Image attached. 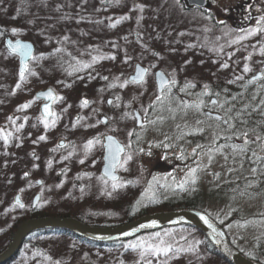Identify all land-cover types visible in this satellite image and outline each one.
<instances>
[{
    "label": "rangeland",
    "instance_id": "obj_1",
    "mask_svg": "<svg viewBox=\"0 0 264 264\" xmlns=\"http://www.w3.org/2000/svg\"><path fill=\"white\" fill-rule=\"evenodd\" d=\"M242 1L205 0L202 6L217 18L228 7L235 10ZM258 1L262 9L254 13L257 18L264 15V0ZM186 7L185 0H0V20L7 23V35L31 41L35 47L31 69L18 86V95L10 90L17 58L6 56L0 42V130L14 140L2 162L8 166L6 157L12 154L20 157L17 161H23L25 170L22 174L9 173L12 176L8 180L0 176L4 202L18 194L21 204L27 206L38 194L35 204L47 212L121 219L124 202H143L153 195L179 200L198 190L234 186L231 168L245 167L238 166L225 139L228 135L234 144L243 141L229 127L207 118L206 102L213 98L212 82L226 83L230 76L264 72V54L260 51L264 35L248 37L241 44L237 37L244 33L230 25L233 17L217 26L201 12L193 11V6ZM257 18L243 30L255 26ZM14 28L18 31L13 32ZM58 57L62 65L56 62ZM94 57L98 59L94 61ZM73 59L87 65L99 61L90 72L94 83L76 92L62 91V85L54 84L63 77L55 72L64 70ZM136 64L148 72L142 81L133 83L128 76ZM246 65L250 69L247 72ZM156 70L176 82L170 93L165 91L171 102L163 103L171 109L163 103L153 106L160 94L154 79ZM258 84L264 85V78ZM46 87L63 98L53 101L54 115L47 118V128L39 113L41 102L31 99ZM83 100L89 103L82 106ZM30 101L28 108H20ZM199 101H203L200 110L184 108L181 103ZM212 110L218 114V106ZM16 128L22 140L11 134ZM242 130L247 131L243 127L236 131ZM130 132L134 135L129 136ZM105 135L114 136L124 147L115 181L100 174ZM41 136L45 139L40 140ZM253 136L250 134L249 139ZM94 139L100 143L86 147ZM219 146L224 147L217 151ZM128 155L131 159H126ZM192 168L196 172L189 175ZM181 182L184 186L177 187ZM154 187L160 190L155 192ZM263 204L264 197L258 194L206 207L225 222L236 246L264 260V244L260 250L254 242L256 237L264 240V220L257 224L246 220L247 215L260 213ZM125 240L105 250L65 234L42 235L33 246H23L10 264H147L149 260L151 264H229L207 249L202 232L191 226L164 227ZM160 240L172 246L167 255H152L146 250L147 244ZM142 241L144 247H132Z\"/></svg>",
    "mask_w": 264,
    "mask_h": 264
},
{
    "label": "trees",
    "instance_id": "obj_2",
    "mask_svg": "<svg viewBox=\"0 0 264 264\" xmlns=\"http://www.w3.org/2000/svg\"><path fill=\"white\" fill-rule=\"evenodd\" d=\"M9 34L8 32V26L7 23L3 20H0V42L2 47V52L5 53L6 56L14 57L13 54H10L7 52L3 45V38L5 35ZM34 59V53L32 57L30 58L28 62V66L25 72V77L29 72V69H31V62ZM46 60L43 58L42 61ZM56 62L60 65H62V61L59 59V57L56 59ZM97 61L95 63V66L98 65ZM93 64L87 65V63L83 64V60H70L68 62V66L64 67V70L55 72L58 77L59 75H62V79H58V82H55V86L62 85V91H74L80 90L81 87L89 86L90 83H94V79L91 76L90 72L94 69L92 68L94 66ZM39 64V63H38ZM213 78L214 75L212 74ZM233 76V75H232ZM15 79L10 84V90L18 94V85L23 84V79L20 78V75L18 73H15ZM238 77H241V79H237ZM262 79V78H261ZM252 80L248 78L246 75H237L236 77H229L228 81L226 83L220 82L215 83L212 82L211 87L214 90L211 94V97L217 99L219 101L218 106V114L221 117H225V111L227 108H232L231 115L233 117L236 116L237 112H245V114L240 117L239 119H234L232 123L235 125V129H241L242 127L246 129L250 134H259L264 136V124L261 122L264 121V106L256 107V110H253V108L260 104L261 98H264V87L262 85L258 84L259 80L253 81L252 83H249V81ZM223 81V80H222ZM231 81V83H230ZM103 82V80L101 81ZM208 83V80H206ZM59 83V84H58ZM76 88V89H75ZM79 88V89H78ZM19 95V94H18ZM32 100L36 99L34 97L31 98ZM210 99V98H209ZM206 101V100H205ZM210 101V100H208ZM206 102V106H208ZM249 105L250 107L245 110L244 105ZM164 107L171 109L168 107V105H165L164 103L161 104ZM32 107V106H31ZM247 113H250L247 114ZM205 117H207V114H204ZM212 118V120L220 126H227L223 124L222 121H217L215 119L216 116H208L207 118ZM52 118V117H51ZM50 118V119H51ZM246 120L247 123L243 124L240 122V120ZM207 120V119H206ZM228 127V126H227ZM243 131V130H242ZM19 131L14 130L13 135L20 136ZM24 138H27L26 136H23ZM21 140L22 137L20 136ZM225 141L227 143L230 142V144H234V141L231 137L227 135ZM224 141V143H225ZM14 143V140L12 139L11 135H9V138L7 142L2 138H0V176H4L5 180H8L12 175H9V173L17 171L19 174H22L24 172L23 168V161L18 162L17 160L20 157L12 156V154H9L6 159L10 161V164L8 166H5L2 162L5 158L6 154L8 153L7 150L10 149L11 145ZM225 145V144H224ZM228 145V144H227ZM2 148V149H1ZM8 148V149H7ZM4 149V150H3ZM255 151H257L259 154L264 155V153L260 152V146L256 148H252ZM247 156H251V152H248L246 154ZM233 159L238 162L239 167H245V170H237L233 167L231 168V174L235 175L236 180L234 181L233 187L229 186L228 188L223 189L222 186L218 187H212L213 189L209 190H198L194 192L193 194L183 196L182 198H179V200H175V198H170L162 195H153L148 198H146L143 202H137V200L131 201V203L124 202V213L123 217L120 219H97V218H84L80 214L72 213V212H47L43 209H39V207L36 204L30 203L27 206L20 207L18 203L14 202V199L10 197L9 200L4 202L2 198L0 197V207L3 208V210H0V223L2 224L0 226V251L3 250L8 242L11 239V236L13 232L15 231L18 224L23 221L26 218L30 217H38V216H46V215H52V216H71L75 217L87 224L91 225H115L122 222H126L128 220L134 219L142 214L157 211V210H171L176 208H184V207H193L198 208L206 212L215 222L219 223L221 226L225 228V222L218 219L215 215H213L206 206H211L214 203H228L232 200L238 199V198H248L253 195L261 194V196L264 197V161L261 162L260 165L252 163L250 160L245 159L239 155L233 156ZM17 162V163H16ZM257 167L258 171L256 173L252 172V168ZM248 172H245L248 170ZM236 170L234 173L233 171ZM1 178V177H0ZM238 183L236 184V182ZM6 183V182H5ZM0 186L3 187L2 182L0 181ZM156 187V186H155ZM154 191L158 192L160 188H155ZM218 192L219 196L216 197V192ZM5 191L3 190V196L5 197ZM6 198V197H5ZM246 220L250 223H259L260 220H264V204L263 209L258 214H250L247 215ZM227 235L233 244V246L240 251L244 256L249 258L250 260H253L255 262H259L261 264H264V260L259 258L255 254H247L243 250H241L236 244L232 241L230 238L228 231L226 230ZM65 234L72 236L74 238H77L81 242L89 243L90 245H93L95 247H98L100 249H114V247L118 246V244L124 243L127 240H118V241H112V242H96L92 240L85 239L81 236H77L69 231L62 230V229H54V228H46V229H40L35 230L31 233H29L25 240L23 241L22 245L19 247L18 251L6 262L2 264H10L17 256H19V253L23 246L28 247L29 245L33 246L34 242L36 241V238H40L42 235H50V234ZM36 237V238H35ZM137 237V236H136ZM135 237V238H136ZM132 238V239H135ZM202 239L207 245V249H211L216 254H218L220 257H222L226 262L231 264L228 260H226L219 252H217L214 247L210 244V242L207 240V238L202 234ZM32 241V242H31ZM255 244L257 245V248L262 250V244H264V240L260 237H256L254 239Z\"/></svg>",
    "mask_w": 264,
    "mask_h": 264
},
{
    "label": "water",
    "instance_id": "obj_3",
    "mask_svg": "<svg viewBox=\"0 0 264 264\" xmlns=\"http://www.w3.org/2000/svg\"><path fill=\"white\" fill-rule=\"evenodd\" d=\"M185 2L187 6L200 7L205 4V0H185ZM10 40L13 42V44L15 43V41L19 40L24 44L30 45L31 55L34 51V45L31 41L24 40L19 37L13 39L10 38L9 36H6L4 38V46L6 47V49L10 53L16 55L18 58V72L20 73L22 58L19 55V53H13L11 51V48L8 44V41ZM137 66L144 68L140 64H136L133 73L128 76L129 80H132V77L136 75ZM159 73H163V72L161 70H156L154 75L157 91H160L161 89V77L160 75H158ZM254 76H259V73L257 72ZM164 79L167 80L165 74H164ZM49 89L53 90L51 87H46L44 89L35 92V96L39 99H42V103L40 104L39 109L43 117H44L43 105L45 103H49L51 110L53 101H49L47 100L46 97L40 96L39 94L46 93ZM53 94L56 96L54 90H53ZM137 114L138 112L135 111V116ZM136 123L137 125L140 124V118H139V122L137 120ZM109 136L112 137L115 143L119 144L121 148L124 149V147L112 135H105L103 137L104 153L102 156L103 163L100 168L101 169L100 174L109 180H113L112 177L115 176L117 179L118 175L115 172V167L117 164L115 165V167H113L112 162L108 158L109 149H108V141L106 138ZM113 148H115V144L113 145ZM122 152H120L119 154V159ZM38 197H39L38 194L34 196L32 200L33 204H35ZM17 198H19V195L15 194L14 200L17 201ZM21 203H22L21 200H19V204ZM202 216H204L209 220V222L213 225L215 232L213 231V228H210L208 224H206L204 220L201 219ZM180 225L191 226L202 232V234L207 238V240L214 247V249L217 252H219L231 264H260L244 256L240 251H238L232 245L223 226L215 222L203 210L193 207L176 208L171 210H157L142 214L134 219L115 225H91L71 216L46 215V216L26 218L18 224L7 246L0 251V264L9 260L16 253V251L18 250L19 246L21 245L25 237L29 233L35 230L46 229V228L62 229L88 240H92L96 242H112V241L129 239L140 233L157 230L164 227L180 226Z\"/></svg>",
    "mask_w": 264,
    "mask_h": 264
},
{
    "label": "snow or ice",
    "instance_id": "obj_4",
    "mask_svg": "<svg viewBox=\"0 0 264 264\" xmlns=\"http://www.w3.org/2000/svg\"><path fill=\"white\" fill-rule=\"evenodd\" d=\"M177 2L179 3V0H177ZM112 26H115V25H112ZM12 31L17 32L18 30L14 28V29H12ZM241 32H243L244 35L238 36L237 42L244 40V39H247L248 37H253L256 35H264V15H261L260 17L257 18L255 26L250 27L246 31L242 29ZM8 44L11 48V51L13 53H19V55L22 58V63H21L19 75H20V78L23 79L25 77V72L27 69V61H28L29 57L31 56V46L28 44H24L19 40L15 41L14 44L10 40V41H8ZM260 51L262 54H264V46L261 47ZM96 59H98V58L97 57L93 58L94 61ZM99 59H103V57H99ZM223 66L227 67L226 64ZM244 70L247 72L250 69L246 65ZM147 72H148V69L137 66L136 75L132 77L131 82L136 83L138 81H142L144 74ZM158 75H160V77H161V89H160V94L156 96V99L153 102V106L156 103H163L164 100H169V102H171L169 96L165 95V91L170 93L171 92V86L176 83L175 80H165L163 73H159ZM261 78H264V72H261L259 74V76H253L252 80H250L249 83H252L253 81L259 80ZM104 79H107V77H105ZM237 79H241V77H238ZM126 83H128V81H125V84ZM230 83H231V81H230ZM166 84L168 85L167 89H165ZM123 86L124 85L122 84L121 87H123ZM188 86L194 87V85H188ZM205 87H207V86H205ZM262 87H264V85H262ZM181 90L183 91L184 89H181ZM39 95L46 97L47 100H49V101H55L58 99H63L62 97L55 96L53 94V90H51V89H49L46 93H40ZM201 95H203V93ZM31 103H32L31 101L27 102V103L21 105L20 108L21 109L28 108ZM88 103H89V101H87V100H83L81 102L82 106H86ZM181 103L183 104L184 108L195 107L197 110H200L201 105L203 104V101H199L198 103H195L193 105H188L187 103H184V102H181ZM212 103L216 104V103H218V101H213ZM261 106H264V98H261L260 104L255 106L253 108V110H256V107H261ZM249 107L250 106L247 104L244 105L245 110H247ZM231 112H232V108H227L225 111V117H221V116L215 117V119L217 121H222L223 124L227 125L230 129H232L233 135L237 136L238 138L242 139V141H243V143H241V144H232V145H229L228 147H230L232 149L234 156L239 155L245 159L250 160L254 164L260 165L261 162L264 161V155H261L257 151L252 149L250 147V145L251 144H258L260 146V152L264 153V136H261L259 134H254L253 138L249 139L248 131H239V132L236 131L235 125L232 123V121L234 119H239L240 117H242L245 114V112H237L235 117H233L231 115ZM43 113H44V126L47 128L50 126L49 122L47 120V117L54 115L50 110L49 103H45L43 105ZM247 114L250 115V113H247ZM262 114H264V113H262ZM208 115L210 116V113ZM134 118L137 119L139 122V114H137ZM9 119L11 120L12 118L10 117ZM25 119H27V117H25ZM54 122L55 121H52V123H54ZM240 122L243 124L247 123L246 120H242V119L240 120ZM198 123H200V122L198 121ZM261 123L264 124V121H262ZM20 127L22 128L23 125H20ZM132 135H134V132L129 133V136H132ZM0 136L3 137L5 142H7L8 136L3 135V130H0ZM39 139L44 140L45 137L41 136ZM106 139L108 141V149H109V157L108 158L112 162V166L115 167V165L119 163V154H120V152L124 151V149L121 148L119 146V144H116L112 137L109 136ZM94 143H100V140L99 139L89 140L87 142L86 147L90 148L91 146H93ZM114 144H115V148H113ZM164 146L167 147L168 145H164ZM129 147H130V145H129ZM197 147L199 148L202 146L198 145ZM223 147L224 146H219L216 150L220 151L221 148H223ZM195 152H196V149H193V153H195ZM248 152H251V156L246 155ZM126 159H131V156L130 155L126 156ZM211 159H212V157L209 156V161H211ZM257 171H258L257 167L252 168L253 173H256ZM195 172H196V169L192 168L189 170V175H193ZM25 175H27V173H25ZM112 179L115 180L116 177L113 176ZM183 186H184V182H181L180 184L177 185V187H181V188ZM114 187H115V185H114ZM17 203H19V198H17ZM19 206L23 207V204H20ZM201 219L204 220V222L206 224H208V226L210 228H213V225L209 222V220L207 218L202 216ZM213 231L215 232L214 228H213ZM157 235H159V234H157ZM217 242H219V241H217ZM197 243H199V242L197 241ZM132 247H144V242L142 241L140 245H132ZM171 247L172 246L170 244H165V242L163 240H160V242L157 244H151V243L147 244L146 250H151L152 255H159V254L167 255L171 251ZM144 258H145V252L142 251L141 252V259H144ZM147 264H151V261L150 260L147 261Z\"/></svg>",
    "mask_w": 264,
    "mask_h": 264
},
{
    "label": "flooded vegetation",
    "instance_id": "obj_5",
    "mask_svg": "<svg viewBox=\"0 0 264 264\" xmlns=\"http://www.w3.org/2000/svg\"><path fill=\"white\" fill-rule=\"evenodd\" d=\"M260 1L258 0H243L242 4L239 7H235V10H233L232 8L228 7V10L225 11V13H221L220 16H218L217 18H213V16L211 15V13L209 14L206 10L205 6L202 7H198V6H193L191 7L193 11L198 12L200 14H204V16L206 17V19L213 25H222V24H226L231 17V23L230 25L233 26V28H240L243 29L246 27V24L251 23L253 20H255L257 18V14L255 15L254 13H258L261 11L262 8H260ZM188 8V6L186 7ZM231 11V12H230ZM264 11V9H263ZM242 42H244L243 40L240 41V43L242 44ZM168 80H170V78L167 76ZM248 78L252 79L253 78V74L248 76ZM167 86V84L165 85V87ZM193 89H196V86L193 87ZM192 89V91H193ZM213 101H218L215 98H211L210 101L207 103L208 106H206L208 109L206 110V113L209 114L211 116H215L213 113H217V112H213L212 108L214 106L219 105V101L216 104H213ZM53 112V110H52ZM219 116V115H218Z\"/></svg>",
    "mask_w": 264,
    "mask_h": 264
}]
</instances>
